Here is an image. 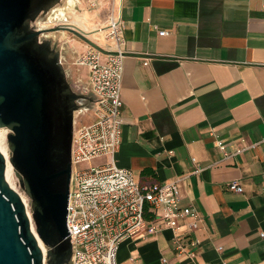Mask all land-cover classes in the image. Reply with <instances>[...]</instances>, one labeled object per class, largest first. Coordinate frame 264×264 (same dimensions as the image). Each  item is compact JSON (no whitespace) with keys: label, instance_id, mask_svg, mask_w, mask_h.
<instances>
[{"label":"crops","instance_id":"crops-1","mask_svg":"<svg viewBox=\"0 0 264 264\" xmlns=\"http://www.w3.org/2000/svg\"><path fill=\"white\" fill-rule=\"evenodd\" d=\"M114 1L126 51L115 161L142 184L178 180L181 205L204 217L195 257L177 255L171 229L140 231L119 264H264V0Z\"/></svg>","mask_w":264,"mask_h":264},{"label":"water","instance_id":"water-1","mask_svg":"<svg viewBox=\"0 0 264 264\" xmlns=\"http://www.w3.org/2000/svg\"><path fill=\"white\" fill-rule=\"evenodd\" d=\"M60 1L0 0V127L11 130V161L31 209L9 183L0 149V264H69L73 253L68 204L75 112L92 98L74 90L60 50L42 36L68 31L110 51L74 25L35 28Z\"/></svg>","mask_w":264,"mask_h":264},{"label":"built area","instance_id":"built-area-1","mask_svg":"<svg viewBox=\"0 0 264 264\" xmlns=\"http://www.w3.org/2000/svg\"><path fill=\"white\" fill-rule=\"evenodd\" d=\"M89 2L93 7L98 6L97 0ZM61 24L73 25L69 19L54 23ZM104 29L110 42L104 48L110 52L104 54L90 47L78 54L76 60L77 65L89 71V83L81 84L77 93L92 98L81 106L89 101V106L82 107V111H92L94 119L78 121L81 107L75 112L68 204L73 253L69 264H119L117 252L123 241L140 231L155 235L165 229L174 231L173 246L177 255L195 257L201 244L197 232L202 229L204 217L193 207L181 205L178 180L142 184L134 171L118 166L115 161L124 125L122 86L126 51L120 8L112 9ZM167 34L168 31H160V35ZM216 146L224 150L225 141L216 139ZM102 158L108 160L93 163ZM89 162L91 166H82ZM229 187L232 191L244 192L238 181L231 182Z\"/></svg>","mask_w":264,"mask_h":264},{"label":"rangeland","instance_id":"rangeland-1","mask_svg":"<svg viewBox=\"0 0 264 264\" xmlns=\"http://www.w3.org/2000/svg\"><path fill=\"white\" fill-rule=\"evenodd\" d=\"M98 6H91V2L89 0H61L59 3H57L53 8H51L48 12L42 13L33 23L36 25H39L41 28H46V27H54V23L59 21V19L64 18L65 15L69 14L72 15V11L74 7L76 6L77 9L80 8L81 11L86 10L91 14H95L93 18L94 24L91 26V29L96 28V22L102 21V26L108 25L109 23V17L112 9L115 7V1L114 0H97ZM60 10H63L65 12L64 16H59L58 12ZM43 23V25H42ZM105 28V27H104ZM94 32H97L95 30ZM43 39H50L52 42L55 44L56 42H59L64 46V52L67 55V61L65 64V68L67 72H70V76L68 75V80L70 81L72 87L76 92H80L81 90V83L80 79H83L84 81L86 80V75L88 73V70L86 67L79 66L76 64L77 56L78 54L84 53L86 50H88L91 46L82 40L81 38L77 37L71 32L66 31L65 33L61 32H52V33H47L44 36H42ZM92 40L100 44L101 46L104 47V44L106 41V32L104 33V39L103 42L98 41V39H95L91 36H89ZM68 74V73H67ZM89 101H86L83 106H80L81 111L78 113V121H85V122H90L91 120L94 119L92 111H82V107L89 106ZM11 132V130H10ZM9 132V133H10ZM8 139V137H7ZM9 145V144H8ZM93 163L99 164L101 163V160H96ZM92 163H84L82 166L83 167H89L91 166ZM15 177L17 179V186L18 190L23 196L25 197L27 203H28V209H30V199L27 196L26 192L20 185V178L16 174L15 170Z\"/></svg>","mask_w":264,"mask_h":264},{"label":"bare ground","instance_id":"bare-ground-1","mask_svg":"<svg viewBox=\"0 0 264 264\" xmlns=\"http://www.w3.org/2000/svg\"><path fill=\"white\" fill-rule=\"evenodd\" d=\"M72 13H73L71 15L72 19L70 20L71 24L82 29L87 35H89L95 39H98V41H100V42H103V40H104L103 37H104V33H105L104 27H106V25L101 27L102 21L100 20V21L95 23L96 28L91 29V26L94 24L93 18L95 16V14H91L86 10L81 11L80 8L77 9L76 6L74 7ZM58 15L60 17L64 16L65 12L63 10H60L58 12ZM42 25H43V23H42ZM95 30H97V32H94ZM9 132H10L9 128L0 127V149H1L2 153L4 154L6 161H7V171H6L7 179L9 181V183L11 184V186L13 188H15L16 190H18L17 179L15 177L16 176L15 175V169H14V166H13L12 161H11L12 153H11V150L9 148L8 139H7ZM21 195L24 198V201L26 202V204H28L25 197L23 196V194H21ZM40 244H41L44 252L46 253L47 247L43 243H41V241H40Z\"/></svg>","mask_w":264,"mask_h":264}]
</instances>
